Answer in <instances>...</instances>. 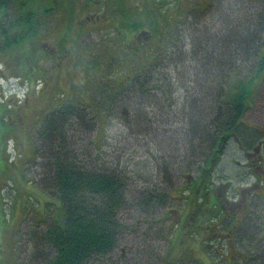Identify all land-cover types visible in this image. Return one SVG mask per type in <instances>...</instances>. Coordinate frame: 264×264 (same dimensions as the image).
I'll return each mask as SVG.
<instances>
[{
    "label": "trees",
    "instance_id": "trees-1",
    "mask_svg": "<svg viewBox=\"0 0 264 264\" xmlns=\"http://www.w3.org/2000/svg\"><path fill=\"white\" fill-rule=\"evenodd\" d=\"M74 2L76 0H56L54 8L48 0H0V60L7 59L9 50H20L18 67L12 75L17 80L25 84L33 79L30 85H34L37 81L34 74L41 76L43 69L39 70L36 65L40 58L26 64L29 53H44V47L37 42L43 33L41 27L55 10L62 16L67 13L66 20L71 21ZM75 12L84 14L82 22H75L79 38L98 28L114 29V35L109 37L111 53L101 62L94 60L91 68L84 65L89 80H94L93 85L87 82L75 85L79 96L87 97L85 92L94 89L90 103H82L84 100L80 103L75 96L74 100H62V95L58 101L55 93L52 99L42 103V109L35 110L40 116L32 125L37 144L30 159L32 163L29 160L31 168L24 164L23 170L30 171L42 194L53 199L48 203L56 204V210L51 211L45 203L47 210L44 212L40 208L42 212L35 213L40 217L31 221L34 228L26 240L27 251L18 257L21 240L17 241L16 260L12 264H118L119 261H123L121 264H182L174 254L178 251L186 253L185 245L195 234L198 240L201 237L197 248L203 255L214 252L228 264L235 259L241 264H264L263 249L259 252L248 249L254 241L259 245L264 239V221L258 235L255 233L259 226L248 232L253 218L246 221L242 217L247 211L245 207H233L229 196L237 195L239 189L230 192L236 188L233 183H249L247 177L245 180L239 178L244 166L241 162L243 159L247 161L246 153L251 147L264 145V125L244 120L251 98L254 103L259 89L264 87V0H79ZM208 21L214 25L211 24L210 35ZM176 23L190 27L187 43H181L175 33L176 41L171 44L172 52L182 55L190 48L191 55L185 54L190 56L186 67L190 68L194 87L188 90L183 89L185 78H189L183 76V71L175 80L172 71L164 70L168 63L177 65L178 59L171 58V52L168 54L162 50L159 55L158 49L152 45L154 41L146 47L143 43L147 35L158 37L163 30H175ZM198 25H204L202 31L205 33L201 36H198ZM69 28L67 23L61 24L58 37ZM193 41H198V45H193ZM58 44L57 38L55 45ZM92 52V55L97 54L95 50ZM132 57L135 62L130 64L127 59ZM102 65H108L106 70L111 72L106 83L98 80L101 78L99 66ZM200 70L205 72L203 79L210 85H204L203 89L197 85ZM174 80L180 85L176 86ZM179 89L184 94L191 90L193 93L186 101L185 98L182 100L185 104L181 109L179 96H176ZM128 93L145 98L143 103L150 108L146 112L151 115L148 127L135 132L148 137L143 142L150 152L144 156L163 153L168 147L175 148L174 155H169L168 166L167 162L162 166L164 159L152 155L155 160L151 162L155 163L153 168L157 171L155 178L135 176L141 170L137 167L136 172L132 170L127 158L120 160L119 164L115 153H101L100 144H95L93 133L96 131L97 134L103 127L105 116L102 111L105 108V115L114 114ZM263 94L264 88L260 97ZM22 97L16 104L11 98L4 97L5 101L0 102V120L10 118L13 110L22 113V108L29 105L26 95L22 94ZM186 108L190 117L185 115ZM161 109L167 110L165 116L160 113ZM130 110L132 112L131 106ZM177 112L178 115H174ZM99 118L101 123H98ZM0 122L2 140L9 130L3 121ZM170 122L177 124L179 130L170 128L173 127ZM151 127H161L160 134H155L157 130ZM124 128L134 133L130 126L127 127L129 130ZM173 130L177 131V139L169 134ZM128 147L134 148V144ZM176 161L178 165H175ZM165 165L182 170L176 175L177 183L165 179ZM262 178L250 181L252 187L246 194L244 205L249 206L250 201L251 204L255 202L256 207L252 194L264 196ZM139 181L143 182L140 189L136 185ZM175 191L181 194L178 209L182 215L177 214V220L169 222L164 232L153 233L155 223L161 218L169 219L167 215L173 210L170 206L174 205L171 192ZM248 210L250 213L252 207L249 206ZM130 213L131 226L125 217H130ZM147 236L150 242L156 238L164 239L163 242H167L165 250L156 247V252H151L150 249L155 247L149 242L146 245ZM212 240L224 246V254L212 245ZM177 241L183 245L178 247ZM210 246L213 251L208 250ZM139 247L142 250L127 259V255ZM242 247L252 254L249 261L242 255Z\"/></svg>",
    "mask_w": 264,
    "mask_h": 264
},
{
    "label": "rangeland",
    "instance_id": "rangeland-1",
    "mask_svg": "<svg viewBox=\"0 0 264 264\" xmlns=\"http://www.w3.org/2000/svg\"><path fill=\"white\" fill-rule=\"evenodd\" d=\"M41 1V0H39ZM56 0H48V3L51 4L52 7L56 8L55 4ZM59 1V0H57ZM258 1V0H257ZM263 1V0H259ZM79 0H76L74 2L75 5V11L78 7ZM262 6V5H261ZM73 12L70 16L71 21H67L68 14L66 13L65 16L59 15L57 10H55L46 20L47 22L41 27L40 30H42V35L39 40H37L38 43H41L44 47V53H38L34 52L29 53V57L27 59V63H32L34 60L37 61L36 65L38 66L39 70H42L41 76L34 74V77H36V82L34 85H30L33 79L28 80L25 84L23 82L16 79V76H12L14 74L15 69L18 67V59L20 57V50L18 49L15 51V49L9 50L7 59L5 61L0 60V63H3L4 65H0V102L5 101L4 97L11 98V102L13 104H16V101H20L23 96L26 95L29 105L26 108H22V113H18V111L13 110L10 118L1 119L0 121L4 122L5 126L7 127V130H9L8 134L2 138L1 140V133H0V264H12L14 260H16V256L14 255L16 242L20 241L18 245L19 249V255L18 257H22L21 255L25 254L27 251L26 246V240L30 237H28L29 232L33 230V226H31L33 222V218L40 217L39 215L35 214L37 211L42 212L41 209L44 210V212L47 210L45 206V203H47V206H49V209L52 211H55V205L52 203H48V200H53L49 198L48 196H45L42 194V192L37 187L36 183L33 181V178L31 177V173L28 169H24V164L26 168H31L32 161L30 160L33 157L34 154V148L37 144V137L34 133L33 124L35 120H39L40 116H38V112L35 110H38L41 108V105L43 102H47L50 99L53 98V94L56 93V100L60 101L61 96H63L62 100L69 101V99L74 100L76 99L80 103L82 100L84 102L82 103H90L91 102V96L94 89H89L86 93L87 97H84L83 95L79 96L78 89L76 88V84L81 82H87L93 85V81L89 80V75L87 69L84 68V65L87 66V68H91L93 61L98 60L101 62L102 60H105L108 55L111 53V42L109 40V37L114 35V29L111 27L108 28H98L93 31H90L87 34H84L79 38L76 36L75 29L78 27L75 22H82V15L84 14H78L77 12ZM248 11V10H247ZM249 12V11H248ZM149 14L153 15L154 13L148 12ZM228 13V12H225ZM234 14V13H233ZM246 16V14H244ZM43 20V19H42ZM73 21V22H72ZM214 21V20H213ZM236 21V19H235ZM234 21V22H235ZM71 22L73 23V26L75 28L73 29L71 27ZM209 22V21H208ZM233 22V23H234ZM70 26L69 29L61 33V36L58 37L59 29L61 28V24H65ZM212 22H209L208 27V35L211 34L210 29H213ZM177 28L175 30H169L168 32L166 30H163V33L161 35L157 36H151L147 35L146 40L143 42L144 46L146 47L147 44H152L154 49L156 50L159 55H161L160 50H162L164 53H170L171 58H177L178 64H170L168 63V68H164L166 71H172V74L176 80V78L181 77L182 71L183 76H189L184 80V87L183 89L188 90L194 87V83L191 82V71L190 68H187L186 65L189 62L190 56H185V54L191 55V53L188 51L190 48L185 49L186 53L184 55L178 54L176 52H172L171 44L176 41L175 33L178 35V40L181 41V43H187L188 41L186 38L189 36V26L187 25H181L180 23H176ZM204 25H198V31L196 32L198 36L203 35L205 32L202 31V28ZM214 26V25H213ZM195 29V28H194ZM193 29V30H194ZM195 31V30H194ZM58 38V46L55 45L56 40ZM114 38V37H113ZM202 37H200V41ZM199 41V40H198ZM198 41H193V45H198ZM115 45V44H114ZM151 45V46H152ZM210 45V44H209ZM213 46V44H212ZM35 47L38 49V46L35 44ZM23 48V47H22ZM160 48V49H159ZM205 49V47H203ZM214 48V46H213ZM226 49V47L224 48ZM97 54L92 55V51H94ZM227 50L230 51V48L227 47ZM35 51V48H34ZM33 52V50H32ZM176 53L174 56L173 54ZM6 55V54H5ZM153 55H156L155 51H153ZM182 59V60H180ZM185 59V60H183ZM130 64L135 62V58L132 57L130 59H127ZM182 61L184 63L182 64ZM77 64H80L78 66ZM125 64V63H123ZM194 64V62H193ZM108 68V65H102L99 66V73H101V78L98 79L100 82L106 83L108 81L109 75L111 72H108L106 69ZM11 73V74H9ZM184 73H186L184 75ZM189 73V75L187 74ZM205 72L203 70H200L198 78V84L203 89L204 85L206 87L210 86L208 80H204ZM7 75L9 78L4 77ZM33 77V78H34ZM32 78V77H31ZM98 78V77H97ZM173 81L174 84L177 83V81ZM258 84V83H257ZM96 85V84H95ZM180 83L176 84V86H179ZM32 86L34 89H32ZM200 88V89H201ZM263 86L258 91V87L256 92L254 93V96L256 95L257 91V99L253 103V98H251L249 102V106L247 108V111L244 114V120L247 122L253 123L258 125L259 123L264 125V94L260 97L261 92L263 90ZM32 89V90H31ZM114 90H116V87H113ZM28 93V91H30ZM192 91V90H191ZM190 91V93H185L183 90L179 89L176 96H179L178 105H180L179 109L184 106L185 102H182V100L185 98L184 101L189 99V97L193 94ZM122 94L121 92H119ZM13 97H12V96ZM75 98L73 99V97ZM123 96V95H121ZM253 96V97H254ZM260 97V98H259ZM34 98V99H33ZM127 98V100H125ZM43 99V100H42ZM145 98L142 97H136L134 94H129L128 96L124 95V98L119 104H123L120 107H118V110L115 111V113H108L105 115L106 110L102 111V126L100 127L97 134L96 131L93 133V137H95V144H100L101 153H107L110 155L111 153H115L117 158H119V164L120 160L124 161L125 158L127 162L130 163V167L132 166V170L136 172V168H139L141 171L136 173L135 176L142 178V177H154L157 175V171L155 168H153L154 164H152V159L155 160L154 156L159 157L161 159H164L165 161L161 162L162 166L163 163L167 162V166L169 163V155L172 156L175 153L174 147H168L167 151H164L163 153H148L146 156H144L145 153L150 152L147 150L146 143L143 142L147 140L148 137H143L142 135H136L135 132H139L140 129L148 127L147 122L149 121L151 115L147 114V111H150V108L147 106V104H144ZM195 99V98H193ZM130 100V101H129ZM260 100V101H259ZM32 102V103H31ZM132 102L131 105L128 104ZM161 102V100L159 101ZM31 103V104H30ZM127 103V104H124ZM188 105V104H187ZM186 105V106H187ZM192 105V103L190 104ZM25 106V105H23ZM30 106V107H29ZM130 106L132 109V112L130 110ZM42 109V108H41ZM149 109V110H147ZM185 115H190L189 110L186 108ZM160 113H167V110L161 109L159 110ZM159 113V117H160ZM178 115L177 113H174V115ZM95 115V114H93ZM162 115V116H163ZM100 116V117H102ZM147 116V120H145V117ZM163 116V117H164ZM157 115V118H159ZM162 117V118H163ZM167 117V116H166ZM190 117V116H189ZM160 118V120L162 119ZM181 118V114H179V119ZM177 119V118H176ZM174 119L175 121H177ZM173 120V121H174ZM172 121V122H173ZM173 124V127L170 128H177L179 130V127L176 126L177 124ZM98 123H101V119L99 118ZM32 126V128H29V126ZM137 125V126H136ZM164 126H169L168 124H162ZM0 126H2L0 122ZM134 133H129L124 127H129ZM176 126V127H174ZM185 126V125H184ZM152 130L155 131V134H160L161 127L157 129V127H151ZM128 129V128H127ZM129 130V129H128ZM144 130V129H143ZM151 130V132H153ZM96 134V135H95ZM153 132V135H155ZM171 135H175L174 137L177 139L178 134L177 131L173 130L169 132ZM175 139V140H176ZM7 142V146L4 147L5 143ZM149 142H147L148 144ZM134 148H129L128 146L133 145ZM150 145V144H148ZM150 149H152V146H150ZM134 151L133 154L132 152ZM95 151L93 150V153ZM104 156V155H103ZM150 157V158H149ZM91 159L93 157L91 156ZM30 160V162H29ZM183 160V159H182ZM181 160V161H182ZM134 161V162H133ZM139 163H136L138 162ZM229 161V160H228ZM178 161L175 162V165H178ZM226 164V163H225ZM227 165V164H226ZM33 166V165H32ZM166 166V165H165ZM164 166V167H165ZM166 166V167H167ZM174 167V166H172ZM172 167L167 169H164L167 174L165 175V179L172 180L173 183H177V173L178 171L181 172L182 170H178V167L175 166L172 170ZM222 168V167H221ZM182 169V168H181ZM33 169H31V172ZM173 172V173H172ZM163 173L161 172V175ZM134 180V177L132 178ZM136 179V178H135ZM156 180V179H155ZM143 183V182H142ZM142 183L136 182L137 188H142ZM135 186V184H134ZM162 188L164 186L162 185ZM237 188H234L230 190L232 192ZM239 193V192H238ZM173 195V202L170 206L171 212L167 215L169 219L161 220L163 222L155 223L154 231L153 233L158 232V230H165L166 227L169 225V222L173 220H177V214L182 215L179 212V204H180V197L181 194L177 191L171 192ZM55 202V201H54ZM255 202H252L251 207L252 211L248 214H244L242 217H245V220L252 219L249 223V231L252 232L254 230H259L255 233V236L259 234L260 228L262 226V223L264 221V211L263 205H259V202L256 201V207L254 206ZM41 208V209H40ZM127 213V212H126ZM132 213H130V217L127 215L126 222H130V226L132 222ZM156 216H159V214H156ZM44 217V216H43ZM138 217L141 218V215L138 214ZM142 220V219H141ZM32 221V222H31ZM143 221H141V224ZM164 232V231H163ZM247 232V233H248ZM261 233V232H260ZM170 232H168V235ZM177 234V231H176ZM173 239V236H171ZM190 239L187 241V244L185 245L186 253L184 252H176L175 258L177 261H181L182 264H228L225 261H222V256L218 257L214 252L212 253H203L198 250L197 244L200 242L201 237H199V240L197 239V235L189 237ZM202 239H204L202 237ZM150 237L147 236L146 245H148V242L151 244V246L155 247L150 249L151 252H156V247L164 251L165 247L167 245V242L164 243V239H154L153 242H150ZM207 241V239H204ZM186 241V240H185ZM171 242V240H170ZM179 242L178 247L183 245V242ZM163 243V244H162ZM173 243V242H172ZM212 245L215 247L217 246V249L220 250V253H225V248L222 246V244L217 243L216 241L212 240ZM162 244V246H161ZM30 245V242L28 243ZM132 246V245H131ZM143 246V245H142ZM176 246V245H175ZM257 246V247H255ZM202 247V246H201ZM213 247L210 246V249L212 250ZM250 251L255 250L256 252H259V250H264V241L260 242L259 245H256L255 241L252 246L248 248ZM142 250L140 247L138 249H135V251H131V254L127 255V259H130L131 257H135L132 254H135L136 251ZM243 253L242 254L246 260L249 261L250 257H253L250 251L244 249L242 247ZM241 250V251H242ZM202 251H204L202 247ZM213 251V250H212ZM115 260V259H114ZM238 259L233 260L232 264H241L239 263ZM114 262V261H113ZM123 261H119L118 264H121ZM15 263V262H14Z\"/></svg>",
    "mask_w": 264,
    "mask_h": 264
},
{
    "label": "flooded vegetation",
    "instance_id": "flooded-vegetation-1",
    "mask_svg": "<svg viewBox=\"0 0 264 264\" xmlns=\"http://www.w3.org/2000/svg\"><path fill=\"white\" fill-rule=\"evenodd\" d=\"M250 149H251V151L246 153V156H245L247 158V161H245L243 159V161L241 162V164L244 166H243V171H241L242 174H239L240 180H242V179L245 180L247 177L248 178L247 180L249 183H247V182L233 183L234 187H236V188L239 187V189H238L239 193L236 192L237 195H235L234 198H232V196L229 195L231 201L234 202L232 205L233 207H240V209L245 207V210H248V207H249V206H247V204L244 205V202H245V199L247 196L246 194L248 193L249 189H251V187H252V185L250 184V181H255L256 180L255 178L261 177V176L263 177L262 180H264V145L261 144V145L256 146V147H251ZM253 155H255L254 158H253ZM255 159H257L258 161H256ZM226 193H228V192H226ZM252 195H254L255 200L262 205V202H264V196L259 195L258 193H255ZM248 199L249 198H247V200Z\"/></svg>",
    "mask_w": 264,
    "mask_h": 264
},
{
    "label": "bare ground",
    "instance_id": "bare-ground-1",
    "mask_svg": "<svg viewBox=\"0 0 264 264\" xmlns=\"http://www.w3.org/2000/svg\"><path fill=\"white\" fill-rule=\"evenodd\" d=\"M237 70V69H236ZM232 74V73H231ZM243 74V73H242ZM256 74V73H255ZM249 79V78H248ZM157 87V86H156ZM218 103V102H217ZM132 259V258H131ZM132 261V260H131ZM155 262V261H154ZM132 264V263H131Z\"/></svg>",
    "mask_w": 264,
    "mask_h": 264
}]
</instances>
